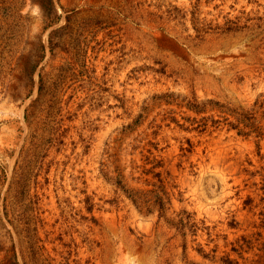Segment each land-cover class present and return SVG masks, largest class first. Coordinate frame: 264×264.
<instances>
[{
  "label": "rangeland",
  "instance_id": "374dc122",
  "mask_svg": "<svg viewBox=\"0 0 264 264\" xmlns=\"http://www.w3.org/2000/svg\"><path fill=\"white\" fill-rule=\"evenodd\" d=\"M0 264H264V0H0Z\"/></svg>",
  "mask_w": 264,
  "mask_h": 264
},
{
  "label": "trees",
  "instance_id": "16d2710c",
  "mask_svg": "<svg viewBox=\"0 0 264 264\" xmlns=\"http://www.w3.org/2000/svg\"><path fill=\"white\" fill-rule=\"evenodd\" d=\"M130 198V200L134 203L137 204L138 200H136V198H134V196H128Z\"/></svg>",
  "mask_w": 264,
  "mask_h": 264
}]
</instances>
